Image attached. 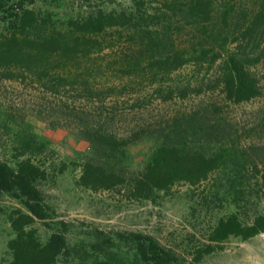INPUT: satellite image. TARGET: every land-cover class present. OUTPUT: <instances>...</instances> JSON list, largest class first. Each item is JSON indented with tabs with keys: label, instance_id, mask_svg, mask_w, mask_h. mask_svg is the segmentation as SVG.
<instances>
[{
	"label": "rangeland",
	"instance_id": "rangeland-1",
	"mask_svg": "<svg viewBox=\"0 0 264 264\" xmlns=\"http://www.w3.org/2000/svg\"><path fill=\"white\" fill-rule=\"evenodd\" d=\"M172 1L147 0L141 11L150 28L161 32L169 44L145 50L144 23L108 28L94 35L92 49L98 52L90 57L92 64L88 60L85 66L102 72L100 81L104 85L111 82V75L116 78L120 96L113 99L117 106L104 111L115 113L116 126L122 132L135 126L148 129L146 132L162 127L165 132H177L180 125L186 132H196L190 139L203 141L207 152L220 146L231 148L223 167L201 184L178 182L152 199L139 200L126 199L111 190L83 187L79 176L90 153L89 143L64 119L56 123L51 110L59 102L78 104L83 100L73 97L70 84L51 94L21 68L6 62L0 66V159L14 167L17 148L26 136L40 146L29 156L46 171L45 179L36 185L50 210L48 218L35 219L30 227L42 243L52 232H63L67 251L57 258V264H92L96 260L134 264L137 256L133 244L116 237L118 232L131 231L153 236L184 259L175 264H264V232L247 239L231 236L199 262L191 260V252L205 242L218 218L236 212L248 222L264 212V44L248 40L257 29L247 30L260 0H212L211 16L206 21L193 19L184 0ZM121 7L132 8V0H33L28 8L35 11L41 25L31 33L39 35L44 28L68 32L69 20L79 21L99 9ZM200 21H210L209 26L213 31L220 30L219 35L210 37ZM5 31L0 21V38ZM200 41L209 49L200 61L174 70L169 62L158 63L174 50L197 49ZM235 50L252 51L258 56L252 70L260 94L239 103L225 98L218 79L223 56ZM214 53L220 56L211 63ZM83 64L75 67L77 72H83ZM125 72L133 77H126ZM157 86L165 91H155ZM203 115L204 120L225 128L221 130L227 132L223 140L208 139L199 120L197 124L184 121ZM159 142L157 136L149 134L126 146L122 165L127 173L142 170ZM216 186L218 194H211ZM14 208L24 210L19 199L0 192V264L12 259L8 241L14 231L7 216Z\"/></svg>",
	"mask_w": 264,
	"mask_h": 264
},
{
	"label": "trees",
	"instance_id": "trees-1",
	"mask_svg": "<svg viewBox=\"0 0 264 264\" xmlns=\"http://www.w3.org/2000/svg\"><path fill=\"white\" fill-rule=\"evenodd\" d=\"M146 1L132 0V8L121 7L108 11L99 9L79 21L69 20L68 32L44 28L41 34L32 35L33 29L41 25L35 11L28 8L33 0H0V21L4 23L6 30L0 38V66L6 62L10 67L21 68L22 73L32 76L35 83L51 94L58 93L60 86L70 84L69 90L73 97L83 100L78 104L59 102L51 107L56 123L64 119L66 124L74 126L79 135L89 143L90 153L81 166L79 184L93 191H115L126 199L135 200L152 199L160 192L169 191L178 182L192 186L201 184L213 172L219 171L231 154L228 146H220L214 152H207L203 141L193 142L190 139V136L197 135L196 132H186L187 129L180 125L177 132H165L164 127L155 132H146L148 129L142 126L122 132L116 126L115 113L104 111L109 106H117L113 98L120 94L117 92L118 82L114 76L111 75V82L104 85L100 81L102 72L85 66L88 60L92 64L90 57L98 52L92 49L94 35L101 34L108 28L136 27L144 23L145 50H152L154 45L159 49L169 44L168 40L161 37V32L150 28L145 20L141 11L144 10ZM174 1L171 3H175ZM184 2L187 4L186 11L193 19H210L212 0ZM148 17L152 18L153 15ZM222 18L226 20L224 12ZM201 21L200 24L206 25L203 27L210 31V37L213 33L219 35L220 30L213 31L209 26L210 21ZM247 27L248 32L257 29L255 35L248 40L264 44V0L257 3V9L252 13ZM208 52L209 49L200 41L197 49L174 50L158 63L169 62L174 70L200 61ZM219 56L214 53L210 62H215ZM257 59L254 52L245 50L231 51L223 56L222 71L218 79L226 99L239 103L260 94L258 78L252 70ZM82 61L83 72L79 73L75 67L81 65ZM124 74L126 77H133L131 72ZM187 89L186 85L183 96ZM156 90L165 91L161 86H157ZM204 118V115L190 116L184 121H189L190 124L192 120L197 124L199 120L198 125L204 128L208 139L223 140L227 132L221 130L225 131V128L221 129ZM149 134L157 136L160 142L142 170L128 174L122 165L125 147ZM38 148L40 146L26 136L17 148L18 160L14 167L0 159V192L16 197L24 207V210L12 209L7 216L14 231V237L8 241L12 259L7 264H57V258L67 251L66 237L62 231L52 232L46 242L42 243L36 230L30 227L35 219L48 218L50 210L36 185L38 180L45 179L46 171L29 156ZM218 192L217 186L210 190L211 194ZM262 232L264 212L255 214L248 222L242 221L236 212L228 213L217 219L205 242L194 248L191 260L199 262L205 255L221 248V244L231 236L247 239ZM116 237L133 244L137 256L134 264H175L184 261L171 249L160 245L151 235L131 231L118 232ZM92 264L111 263L108 260H96Z\"/></svg>",
	"mask_w": 264,
	"mask_h": 264
}]
</instances>
